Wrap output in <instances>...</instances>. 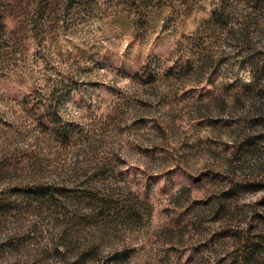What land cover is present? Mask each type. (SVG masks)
<instances>
[{
    "label": "rangeland",
    "instance_id": "obj_1",
    "mask_svg": "<svg viewBox=\"0 0 264 264\" xmlns=\"http://www.w3.org/2000/svg\"><path fill=\"white\" fill-rule=\"evenodd\" d=\"M0 264H264V0H0Z\"/></svg>",
    "mask_w": 264,
    "mask_h": 264
},
{
    "label": "trees",
    "instance_id": "obj_2",
    "mask_svg": "<svg viewBox=\"0 0 264 264\" xmlns=\"http://www.w3.org/2000/svg\"><path fill=\"white\" fill-rule=\"evenodd\" d=\"M218 6L217 8H215L213 10V14L212 16L214 17L216 15V12L218 11ZM38 190H40V188H37ZM240 240V245H242V247H244V256H245V260L246 262H248L250 260V254L252 251L255 250V247L257 244L254 243H258V242H253V240H251L247 235L244 237L239 238Z\"/></svg>",
    "mask_w": 264,
    "mask_h": 264
}]
</instances>
